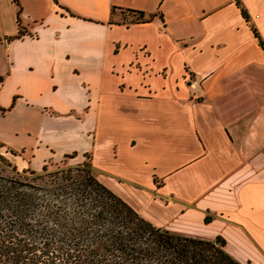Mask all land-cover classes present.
I'll use <instances>...</instances> for the list:
<instances>
[{
    "label": "crops",
    "instance_id": "1",
    "mask_svg": "<svg viewBox=\"0 0 264 264\" xmlns=\"http://www.w3.org/2000/svg\"><path fill=\"white\" fill-rule=\"evenodd\" d=\"M237 1L0 0L14 166L85 154L153 225L264 264V0Z\"/></svg>",
    "mask_w": 264,
    "mask_h": 264
},
{
    "label": "trees",
    "instance_id": "2",
    "mask_svg": "<svg viewBox=\"0 0 264 264\" xmlns=\"http://www.w3.org/2000/svg\"><path fill=\"white\" fill-rule=\"evenodd\" d=\"M117 9L130 23L153 16ZM72 156L39 170L1 167L11 171L0 173V264H20L25 253L41 248L60 252L65 264H241L220 236L209 240L153 225L96 179L85 154L76 163L68 162Z\"/></svg>",
    "mask_w": 264,
    "mask_h": 264
},
{
    "label": "rangeland",
    "instance_id": "3",
    "mask_svg": "<svg viewBox=\"0 0 264 264\" xmlns=\"http://www.w3.org/2000/svg\"><path fill=\"white\" fill-rule=\"evenodd\" d=\"M14 157L11 152H8L6 148L0 145V173L8 174L11 170H3L2 166L6 167H14L17 170L22 169L20 166H14L15 162L13 161ZM60 160L48 162V167H52L55 163H60ZM68 162L76 163L82 160H86L85 157L82 159H67ZM78 160V161H77ZM14 163V164H13ZM16 165V164H15ZM3 170V171H2ZM65 256L60 252H57L51 248H41L38 250L30 251L25 253L20 261V264H65L64 263Z\"/></svg>",
    "mask_w": 264,
    "mask_h": 264
}]
</instances>
